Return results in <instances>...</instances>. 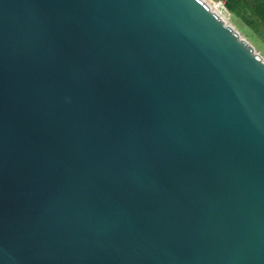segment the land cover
I'll return each instance as SVG.
<instances>
[{
  "label": "water",
  "instance_id": "obj_1",
  "mask_svg": "<svg viewBox=\"0 0 264 264\" xmlns=\"http://www.w3.org/2000/svg\"><path fill=\"white\" fill-rule=\"evenodd\" d=\"M0 264H264V58L205 0H0Z\"/></svg>",
  "mask_w": 264,
  "mask_h": 264
},
{
  "label": "trees",
  "instance_id": "obj_2",
  "mask_svg": "<svg viewBox=\"0 0 264 264\" xmlns=\"http://www.w3.org/2000/svg\"><path fill=\"white\" fill-rule=\"evenodd\" d=\"M228 10L264 37V0H226Z\"/></svg>",
  "mask_w": 264,
  "mask_h": 264
},
{
  "label": "rangeland",
  "instance_id": "obj_3",
  "mask_svg": "<svg viewBox=\"0 0 264 264\" xmlns=\"http://www.w3.org/2000/svg\"><path fill=\"white\" fill-rule=\"evenodd\" d=\"M211 7L215 8L222 16L235 27L237 31L252 45L255 50L260 53L264 58V37L260 36L256 30H253L249 25L245 24L241 20L235 18V16L228 10L224 12L219 8V4L226 6V0H205Z\"/></svg>",
  "mask_w": 264,
  "mask_h": 264
},
{
  "label": "bare ground",
  "instance_id": "obj_4",
  "mask_svg": "<svg viewBox=\"0 0 264 264\" xmlns=\"http://www.w3.org/2000/svg\"><path fill=\"white\" fill-rule=\"evenodd\" d=\"M206 2H207V1H206ZM207 4L210 6V4H209L208 2H207ZM210 9H211L214 13H216L217 15H219V17H220L222 20H224L226 24L232 26L230 23L227 22V20L222 16L221 13H219L218 11H215V8H213V7L210 6ZM233 27H234V26H233ZM240 35H241V34H240ZM241 37H243V36L241 35ZM243 38H244V37H243Z\"/></svg>",
  "mask_w": 264,
  "mask_h": 264
},
{
  "label": "built area",
  "instance_id": "obj_5",
  "mask_svg": "<svg viewBox=\"0 0 264 264\" xmlns=\"http://www.w3.org/2000/svg\"><path fill=\"white\" fill-rule=\"evenodd\" d=\"M219 8L222 9L224 12H228V8L225 5L219 4Z\"/></svg>",
  "mask_w": 264,
  "mask_h": 264
}]
</instances>
